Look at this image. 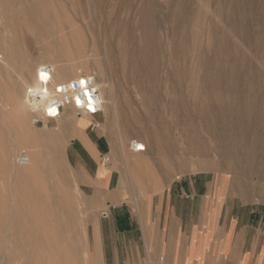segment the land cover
<instances>
[{"label": "rangeland", "instance_id": "374dc122", "mask_svg": "<svg viewBox=\"0 0 264 264\" xmlns=\"http://www.w3.org/2000/svg\"><path fill=\"white\" fill-rule=\"evenodd\" d=\"M1 22L10 30L0 36L15 41L30 61L45 48L51 54L78 55L90 66L85 74H92V67L98 74L103 69L99 82L110 85L114 107L103 110L98 132L110 145L122 200L135 216L143 217L153 197L174 181L203 174L218 181L219 195L264 212V161L252 170L234 161L246 148L243 112L254 97L264 99V0H0V30ZM9 76L0 73V120L16 99ZM25 91L20 96L26 102ZM27 117L22 132L31 135L29 147H13V153L15 112L9 118L11 133L0 121V264H64L66 259L81 264L86 251L91 264H104V246L102 253L95 231L99 211L79 191L68 166V140L54 131L63 120L44 128L33 124L29 109ZM262 118L255 133L264 139ZM133 140L146 143L148 153L134 154ZM23 150L41 168L29 182V193L19 192L6 176ZM260 151L264 159V144ZM6 155L13 162L6 160L2 168ZM139 161L146 166L137 167ZM15 200L23 205L21 217ZM13 219L21 222L9 227ZM117 238L127 245L142 239L139 231ZM74 244L80 248L75 259L69 255ZM67 254L71 258L64 260Z\"/></svg>", "mask_w": 264, "mask_h": 264}, {"label": "crops", "instance_id": "0c3cea01", "mask_svg": "<svg viewBox=\"0 0 264 264\" xmlns=\"http://www.w3.org/2000/svg\"><path fill=\"white\" fill-rule=\"evenodd\" d=\"M101 116L79 117L58 134L68 140L64 155L79 191L99 211L95 231L102 253L104 246V264H264L263 210L219 195L218 181L208 174L174 181L153 197L143 217L135 216L122 200L110 145L91 128L92 123L101 124ZM102 157L109 163L103 165ZM104 210L107 218L101 215ZM135 231L141 234L139 242L127 245L117 238Z\"/></svg>", "mask_w": 264, "mask_h": 264}, {"label": "bare ground", "instance_id": "6f19581e", "mask_svg": "<svg viewBox=\"0 0 264 264\" xmlns=\"http://www.w3.org/2000/svg\"><path fill=\"white\" fill-rule=\"evenodd\" d=\"M1 18L2 19H5L6 17L4 15H2ZM40 26H39V28H40ZM44 26L46 27L45 30L47 32L50 31L51 28L49 26H47V25H44ZM5 30H10V26L7 25V24H5V23H2V28H1L0 31H5ZM18 47L19 46H17V44H16L15 41H12L11 42V41L8 40L7 37L0 36V50H1L0 53L3 54L0 57V59H2V61L0 62V73L3 74V75L6 74L7 76H9L8 74L10 72H14L15 73V75L13 77H11L12 75L9 76L12 79V81H13V86H12L13 93L16 92V96H15L16 99L14 101L15 104L13 103V105H12V108L15 109V110H12L11 111L12 108L11 109L8 108L9 110L8 111L6 110V112L3 114V118L0 120L5 125V129H7V131H9V133H11L12 132L11 131L12 122L9 120V118H10L12 112H15V126L17 127V129H16L17 131L16 132H18V133H16V135L11 138L12 139V146L10 147L11 148V153H13V147H17V148H19L20 146H26V147L28 146L29 147V144H30L28 142L29 139H26V138H29V136L31 137V135H29L30 133H27L29 131L25 132L26 135L23 134V132L26 130L24 128V126L26 127L27 120H28V117H27L28 105H27V102L23 101V98H21V96H20V93L21 92L20 91L23 90V89L25 91V88L27 90V88H29V87H31V86H33V85L36 84L37 71H38V69L41 66H43V65H49L53 69V80H54L55 83L66 82V81H70L72 79H76L79 76H81L82 74H85L84 73L85 71H89L90 70L89 69L90 66H89V64L87 62H84V61L76 58V57H78V55H76V56L72 55V56L69 57V56H66V54H64V53H61L60 51H59L60 53H58V54H55V53L54 54L53 53L51 54V53H49V51H46L45 48H44L43 51H42V54L40 55V57L38 59H32L30 61L28 55H26V54L25 55H21L19 53ZM38 60H40V61H38ZM93 72H94V69L92 67V74H89V75H91V76L94 77L95 82H96V86L100 90V96H101V99H102V102H103V110H105L107 108H113L114 107L113 93H112L111 88H109L110 85L108 86L107 82H104V81H101V83L99 82L100 78L103 79V77H104V71H103V69L100 67V73L99 74L98 73H93ZM17 91H18V94H17ZM25 93H26V91H25ZM14 95H15V93H14ZM25 98H26V96H25ZM109 99L111 100V103H109ZM261 99H262V97H261ZM263 101H264V99L262 100V102ZM262 102L259 101L258 98L254 97V99H251V101L248 102V104H247V106L245 108V111L243 112L244 113V116L248 120L247 121L248 122V127H247V129L245 130V132L243 134L244 137H245L244 140H243V145H246V148H245V151L242 154L235 155V159H234V161L237 164L240 165V167L242 168V170L243 169H245V170H252L255 167H257L258 165H263L264 159L262 157V154H261L260 149H261L262 145L264 144V139H261V138L256 137V133H255L256 132V129H257L256 126H257L258 122H260L262 116H264L263 115L264 103H262ZM75 112H77V111L73 107H70V106L65 109V112H64L63 116L61 117V120H63V122H60V123H62V124H60L61 125L60 127L55 128V130H54L56 132L55 134L64 132V128H65V125L67 123H70L72 125H75L76 120L79 119V117H76L74 115ZM80 118H83L85 120L86 119L87 120H90L91 119L90 116H86V115H84V116H82ZM261 122H263V121H261ZM47 125L48 124H45L44 128H48ZM80 125L84 126L85 124L84 123H80ZM23 128L25 130L22 132V129ZM27 135H29V136H27ZM60 135H62V134H60ZM47 136H49V135H47ZM56 139H58V138H56ZM32 141H35V138ZM44 141H45V138H44ZM53 142H54V140H53ZM134 145L135 146H137V145L142 146V150L139 151V152L134 151L133 150V146ZM129 146H130L131 151L134 154H138L139 153V154L144 155L145 153H148V145L146 143L142 142L141 140H133L132 142H130ZM31 148L34 150V148L30 146V149ZM35 148H36V150L34 152L37 151V147L36 146H35ZM40 152H41V149H40ZM57 152H59V149H56V153ZM35 156H36V154H35ZM40 156H42V153H39V156L38 157L40 158ZM51 156H50V158H52ZM9 157H10L9 155L8 156L6 155L3 158H1L2 161H3V162H1L2 168H5L6 167L5 166L6 165L5 162H6V160L10 159ZM29 158H30V163L26 167H20L18 165H15L14 166L12 164V162H13L12 161V156H11V159H10L11 160L10 161V165L12 164V167L9 170V174L6 175V176H9V178L12 180V183H14V185L16 186V188H17V190L19 192H23V190L26 189L28 191L27 193H29V191H30V190H28V188H29L28 186H30L29 182L32 180V178H34L35 176H37V174L41 170V168L35 166V162H34L33 158H31V157H29ZM137 158H139V157H137ZM39 160L41 161V158ZM136 160L138 161V159H136ZM43 163H45V162L43 161ZM51 163H54V162H50L49 165ZM135 165L137 167L146 166V164L144 165L140 161L139 162H135ZM56 176H57V173H56ZM176 177H178V176H176ZM262 196L264 197V191L262 192ZM39 199H40V197H39ZM15 202H16L15 203V207H16L17 216H20L21 213H23V205L19 201L17 202V200H15ZM35 203H36V201H35ZM34 205H35V209H36L37 205L36 204H34ZM38 207H39V205H38ZM37 212H39V210ZM15 214H13V215H15ZM72 216H73V214H72ZM22 221H23V219H22ZM20 222H21V220H19V219L9 220L8 221V226L9 227H13V225H18V224H20ZM9 227H8L7 233L5 234V239H4V243H3L4 246H6V248L8 247L9 243L11 242L10 241V235L8 233V231L11 228H9ZM20 234H22V233H20ZM22 235H20V236L22 237ZM12 237H15V236L13 235ZM17 237H18V235H17ZM16 239L17 238L15 237V240ZM76 239H74V241L78 242ZM74 245H75V247L73 246V252L71 251L72 250L71 248L70 249L68 248L72 253L70 251L66 250L69 253H71L69 255H71V257L73 259L76 258V256L79 253V249H80V248L77 247V244H74ZM63 249H66V248L64 247ZM83 249H82V251H83ZM86 250H87V248H86ZM36 253H37V251H36ZM64 255H65V253H64ZM5 256H7L10 259L9 254H5ZM65 257L69 258L70 256H68V254H67V256H64L63 257L64 260L66 259ZM83 257H84V255H83ZM68 260H70V259H68ZM68 260L66 259V261H63V263L65 262L64 264H67L69 262ZM83 262H84V264H91L90 256H89V252L88 251L85 252V260L82 261V262L80 260V263L81 264H83Z\"/></svg>", "mask_w": 264, "mask_h": 264}, {"label": "built area", "instance_id": "2783aa9c", "mask_svg": "<svg viewBox=\"0 0 264 264\" xmlns=\"http://www.w3.org/2000/svg\"><path fill=\"white\" fill-rule=\"evenodd\" d=\"M26 102L34 125H45L50 121H59L67 107L77 111V117L96 116L103 112L100 90L93 76L82 74L76 79L55 83L53 69L49 65L41 66L37 71L36 84L27 88ZM100 123H92V129H99ZM134 151H141L142 146H133ZM108 157H102V164L109 163ZM30 158L26 151H20L15 157V164L26 167ZM107 218V210L102 211Z\"/></svg>", "mask_w": 264, "mask_h": 264}]
</instances>
